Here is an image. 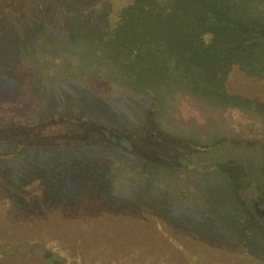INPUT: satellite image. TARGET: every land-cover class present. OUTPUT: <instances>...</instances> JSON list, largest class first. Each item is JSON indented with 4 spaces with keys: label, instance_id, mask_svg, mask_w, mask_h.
Segmentation results:
<instances>
[{
    "label": "rangeland",
    "instance_id": "374dc122",
    "mask_svg": "<svg viewBox=\"0 0 264 264\" xmlns=\"http://www.w3.org/2000/svg\"><path fill=\"white\" fill-rule=\"evenodd\" d=\"M126 1L0 0V264H62L29 247L35 240L68 245L72 256L91 250V264H264V139L225 134L228 121L201 109L236 108L264 126V37L237 59L234 76L206 74L185 91L205 102H188L200 116L175 106L172 93L139 94L130 108L145 138L108 132L109 160L58 143L64 135L83 145L86 128L104 119L112 130V117L101 116L107 95L90 86L95 74L113 75L117 51L131 60L111 41ZM209 1L193 0L188 17L200 18L193 7L206 13ZM243 2L235 16H264V0ZM142 30H124L136 50ZM154 99L160 111L148 109Z\"/></svg>",
    "mask_w": 264,
    "mask_h": 264
},
{
    "label": "trees",
    "instance_id": "16d2710c",
    "mask_svg": "<svg viewBox=\"0 0 264 264\" xmlns=\"http://www.w3.org/2000/svg\"><path fill=\"white\" fill-rule=\"evenodd\" d=\"M121 4L117 6L121 7ZM192 5H194L193 0H127L125 2L124 7L120 8V11L124 13L119 23L114 24L116 29L113 28L118 33H114L111 41H114L119 46L121 45L120 48H126L131 60L128 62L125 51H117L115 53L116 56L109 59L112 73L117 75V77L110 75L107 78H103V76L97 78L98 75L95 74V80L92 81L90 86L94 92L98 93L97 98L103 99L102 96L107 95L103 100L104 103H102L106 108V114H101V116L103 118L106 115L107 118L112 117V130L106 126L109 124L107 123L109 119H104V124L95 123L93 124V129L92 127L86 128L82 135L86 142L82 143L83 145L73 142L72 136L64 135L59 136L58 139H61V142L58 143L71 145L76 147L77 150L85 151L87 155L92 156L96 161L100 158L109 160L112 157V151L109 147H104L101 144V142L107 141L106 135H108V132L113 135L116 134L115 136L118 137L145 138V136H140L137 133V118H133L135 111L130 108L131 102L133 104L134 100L139 99V94H149L153 97L160 94L162 98L166 99L169 95L164 96L163 91L167 94L172 93L178 98L174 104L175 106L184 102V104L189 105L187 107L189 113L194 114L196 112L197 116L195 117L200 116L198 110L201 106L192 107L191 103L188 104V102H195L197 105H205V102L199 99L194 101V94L185 93V91L194 92L198 89L191 85L201 81L206 74L213 78L218 76L217 79L219 81L223 77L234 76L231 71L233 66L238 64L237 59L240 56L244 57V53H248L253 48L254 43L264 37V16H235L236 8L245 5L243 0H211L207 4L210 7L203 10L206 13L200 12L201 6L199 8L193 7L192 12L195 11L193 14L200 16V18L193 19L188 17L187 14L189 13V7ZM176 13L179 17L177 24L175 20L168 22L169 18L176 19L177 15L173 17ZM185 18H188V20H183ZM164 22L167 24L166 26H162ZM132 24L143 28L142 33L145 32L144 35H146L140 38L142 43L139 50L131 47L127 43L129 38L125 36L124 30ZM160 26L162 27L159 28ZM208 29L209 33L205 32ZM243 32L244 35L240 38ZM100 34L103 35L102 31H100ZM102 39L103 36H100L99 41H102ZM121 41L125 42L121 44ZM148 57L154 63H146L144 60H147ZM136 58L138 60L134 61ZM176 76L184 77V82L187 81L190 85L182 86L177 81L178 79L174 80ZM93 83L96 85H93ZM152 84L154 85L152 86ZM217 90L226 92L227 88L225 85L222 87L217 86ZM180 93L186 95L187 98L181 97ZM223 95L227 97L226 93ZM124 96L129 101L126 105ZM212 99L215 100L214 98ZM222 99L224 97H218V103ZM161 101L154 99V103L150 102L147 105L148 109L157 108L160 111ZM163 104V107L173 108L172 103ZM211 106H214L213 109L202 106V112L207 111L210 113L215 110V112L220 114L219 120L218 114L215 120L220 122L223 120L228 121V126L223 128V133L231 134L234 138L264 139V126L256 119L248 117L247 112L236 108L226 110L217 106V104ZM221 106L225 107V105ZM90 111L93 115L92 108ZM219 111H222V113ZM114 127H117L118 130H114ZM198 133L201 138L202 135L205 136V140L210 137L207 132L200 131ZM30 135L34 138L33 132H30ZM91 141H94V144ZM58 143L55 142V144ZM98 145L101 146L99 147ZM123 165L118 163L115 167H123ZM33 188V186H30L29 190L31 191ZM120 188L122 187L120 186ZM36 190L42 191L39 188H36ZM20 199L24 201V199ZM29 247L43 252L48 259H51V257L57 258L55 260L62 264H64V261H67L65 264H91V254L89 252L91 250L88 251L81 248L78 249L79 252L76 256H72L73 251L68 248V245L64 246L66 248L65 251L60 243L57 244L48 240H35L33 244L30 242ZM162 264L166 263L162 262Z\"/></svg>",
    "mask_w": 264,
    "mask_h": 264
}]
</instances>
